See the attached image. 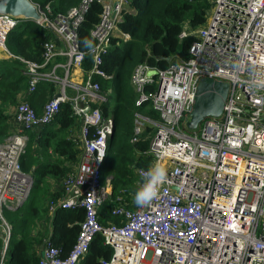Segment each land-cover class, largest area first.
<instances>
[{"label": "built area", "instance_id": "2783aa9c", "mask_svg": "<svg viewBox=\"0 0 264 264\" xmlns=\"http://www.w3.org/2000/svg\"><path fill=\"white\" fill-rule=\"evenodd\" d=\"M210 2L206 23L196 30L185 24L179 35L180 40L194 38L187 59L176 57L163 70L137 65L132 72L136 105L150 102L158 115L157 120L134 116L132 142L142 135L144 124L154 129L147 151L152 164L135 169L139 188L144 173L154 166L164 167L168 177L146 206H137L135 194L123 189L110 211L119 224L106 226L98 213L112 191L110 178L102 182V165L114 120L102 115L107 93L97 80L112 79L100 68L110 40L129 39L118 30L128 0H80L56 16L48 6L32 3L39 18L31 22L52 38L43 44L40 62L9 55L24 66L28 95L38 84L51 85L54 93L40 113L25 100L17 103V129L0 143V264L11 235L4 210L20 207L32 188L33 179L20 164L27 133L51 124L64 103L79 123L78 142L77 131L71 137L81 153L78 166L72 165L59 184L58 202H49V211L80 208L84 219L66 257L45 240L38 264H82L97 235L112 251L101 264H264V0ZM94 3L101 6L90 31L94 45L82 52L77 31ZM21 22L0 15V49L7 52L6 37ZM86 56L89 68L84 66ZM150 70L157 76H147ZM203 78L228 84L227 98L219 117L204 118L195 130L185 132Z\"/></svg>", "mask_w": 264, "mask_h": 264}, {"label": "trees", "instance_id": "16d2710c", "mask_svg": "<svg viewBox=\"0 0 264 264\" xmlns=\"http://www.w3.org/2000/svg\"><path fill=\"white\" fill-rule=\"evenodd\" d=\"M41 7L48 6L52 16L64 14L80 0H30ZM212 8L210 0H128L127 9L122 14L118 30L129 36L128 40L112 38L110 48L102 56L100 68L112 77L110 81L98 79L101 90L110 95L100 105L104 117L112 116L114 130L108 142L107 154L102 165V182L110 178L111 196L99 210V222L106 226L119 224V218L110 214L117 206V197L123 189L135 194L139 188V178L135 169H148L152 158L147 154L150 135L144 131L137 141L134 137V116L136 113L158 119L157 113L150 107V102L137 106L138 94L130 83V78L137 65L163 70L176 61V57L188 58V49L194 38L182 40L179 35L186 25L196 30L203 26ZM101 12L99 4H92L78 28L79 50L87 52L85 41H91L90 31L98 22ZM52 35L31 21L18 24L6 37L5 47L18 58L41 61L43 44ZM169 58V61H167ZM2 73L0 81V143L9 135L10 125L5 115L6 107L16 104V95L25 91L28 79L23 75V64L12 59ZM85 68L90 66V57L86 56ZM147 87L146 91H152ZM54 93L49 84H38L34 93L28 95L27 102L36 113ZM74 128L79 123L71 116L70 106L62 104L55 120L43 127L36 142L29 137L26 151L20 164L24 172L30 173L33 183L25 202L16 211L5 209V216L11 225V235L3 259L4 264H38L40 248L45 240L51 247L60 250V256L66 257L76 242L79 224L84 219L80 208L63 209L55 207L48 217L49 202H58L60 192L50 191V183H61L70 172L71 165L77 163L79 149L72 140ZM57 156L52 160L49 151ZM68 164V165H66ZM32 169V170H31ZM128 199H125V201ZM44 217L49 220L50 236L45 239L33 238L30 231L35 220ZM3 245L0 241V260ZM112 251L103 244L100 235L94 237L82 264H101L111 258Z\"/></svg>", "mask_w": 264, "mask_h": 264}, {"label": "water", "instance_id": "95a60500", "mask_svg": "<svg viewBox=\"0 0 264 264\" xmlns=\"http://www.w3.org/2000/svg\"><path fill=\"white\" fill-rule=\"evenodd\" d=\"M0 15H9L23 21H35L39 18L37 10L30 0H0ZM167 61H169V58H167ZM147 76L156 77L157 71L150 70L147 72ZM227 94L228 84L210 78L200 79L196 88L195 102L189 114V120L186 122V128L193 131L204 118L219 117Z\"/></svg>", "mask_w": 264, "mask_h": 264}, {"label": "crops", "instance_id": "0c3cea01", "mask_svg": "<svg viewBox=\"0 0 264 264\" xmlns=\"http://www.w3.org/2000/svg\"><path fill=\"white\" fill-rule=\"evenodd\" d=\"M7 52H8V50H7ZM7 52H5L4 50L0 49V81L3 80L2 79L3 78L2 77L3 75H2L1 72L3 71V73H4L5 72L4 69L7 66V64L9 62L13 61L12 58L10 57V55H9L10 53L9 52L7 53ZM3 81L4 82H7L6 79H4ZM28 97L29 96L26 93V90L20 92L19 94L16 95V104L19 103V102H21L22 100L27 101V98ZM16 104L14 106L6 107V110L4 109L5 115L8 116V120H9L8 122H9V125H10V131L12 129L13 130L17 129V127L14 125V122H13V116H14V110H15ZM40 111H41V107H40ZM42 129H43V127H39L37 129H34L33 131L28 132L27 133L28 141H29V137L30 136H33V138H35L33 140V142H36L37 137H38V135H39V133L41 132ZM74 133L75 132H72L71 135H73ZM78 135H79V129H77V142H78ZM77 148L79 149V145H78ZM80 153H81V150L79 149V155H78V158H77V166H78V162H79ZM48 154L50 155V157H51L52 160H56L57 159V156L54 153H52L51 150L48 152ZM66 165H68V164H66ZM70 167L72 168L73 166L71 165ZM25 173H27V172H25ZM50 191H52L53 193L60 192L59 183H57L55 181L51 182L50 183ZM51 212L52 211H49L48 212V217H50V214L52 215ZM50 231L51 230H50L49 220H46L44 217H42L41 220H39V219H36L35 220V225H34V227L30 231V236H32L33 238L38 237V238H41V239H45L48 236H50ZM34 248H35V250L37 249V251H40V253H39V256H40V254L42 252V248H43L42 245H41L40 248H37L36 246Z\"/></svg>", "mask_w": 264, "mask_h": 264}, {"label": "clouds", "instance_id": "9594fccd", "mask_svg": "<svg viewBox=\"0 0 264 264\" xmlns=\"http://www.w3.org/2000/svg\"><path fill=\"white\" fill-rule=\"evenodd\" d=\"M85 46L92 49V42L86 40ZM145 182L140 189L137 190L134 202L137 206L149 205L159 195L160 186L167 181L168 173L164 167L159 165L150 168L144 173Z\"/></svg>", "mask_w": 264, "mask_h": 264}, {"label": "rangeland", "instance_id": "374dc122", "mask_svg": "<svg viewBox=\"0 0 264 264\" xmlns=\"http://www.w3.org/2000/svg\"><path fill=\"white\" fill-rule=\"evenodd\" d=\"M106 91H107L106 93H107L108 96H109L110 93H111L110 90H106ZM104 92H105V91H104ZM144 115H145V113H144ZM147 129H149V132H148V133H149V135H150V137H151L152 134H153V130H154V129H153L151 126L144 124L143 132L146 131ZM73 131H77V128H74ZM185 132H190V131H188V130L186 129ZM127 193H130V191H129V190H126V194H127ZM135 194H136V193H135ZM129 204H130V203L127 202V206H129ZM4 218L6 219L5 211H4Z\"/></svg>", "mask_w": 264, "mask_h": 264}]
</instances>
